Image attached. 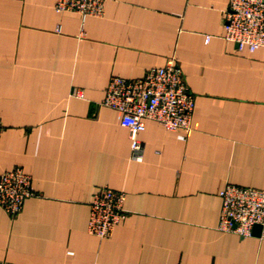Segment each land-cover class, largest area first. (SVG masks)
<instances>
[{
  "label": "crops",
  "instance_id": "crops-1",
  "mask_svg": "<svg viewBox=\"0 0 264 264\" xmlns=\"http://www.w3.org/2000/svg\"><path fill=\"white\" fill-rule=\"evenodd\" d=\"M228 1L105 0L82 19L0 0V173L20 166L34 191L15 216L0 206V264H264V239L219 228L226 184L264 187V47L223 37ZM169 61L195 96L192 127L146 120L134 160L100 102L112 76ZM104 185L126 216L98 237L89 204Z\"/></svg>",
  "mask_w": 264,
  "mask_h": 264
},
{
  "label": "built area",
  "instance_id": "built-area-1",
  "mask_svg": "<svg viewBox=\"0 0 264 264\" xmlns=\"http://www.w3.org/2000/svg\"><path fill=\"white\" fill-rule=\"evenodd\" d=\"M105 0H55L58 12L74 11L82 19L103 13ZM223 37L238 48L254 51L264 47V0H229L223 14ZM206 35L205 41L209 40ZM102 105L120 113V124L130 133L131 158L141 160L143 143L139 133L146 120L157 121L166 130H190L195 109V96L174 61L148 68L139 77L110 78ZM2 124L0 123V136ZM34 194L31 176L20 166L0 173V206L11 216L23 208L27 197ZM219 228L242 237L252 236L255 224L261 225L259 238L264 239V187L253 188L228 183L220 190ZM125 193L101 186L89 204L87 230L98 237L109 236L126 216Z\"/></svg>",
  "mask_w": 264,
  "mask_h": 264
},
{
  "label": "water",
  "instance_id": "water-1",
  "mask_svg": "<svg viewBox=\"0 0 264 264\" xmlns=\"http://www.w3.org/2000/svg\"><path fill=\"white\" fill-rule=\"evenodd\" d=\"M260 231H261V225L255 224L253 227V234L259 236Z\"/></svg>",
  "mask_w": 264,
  "mask_h": 264
}]
</instances>
